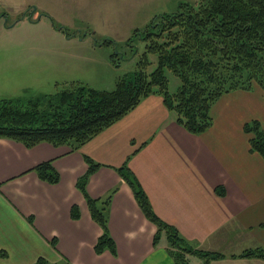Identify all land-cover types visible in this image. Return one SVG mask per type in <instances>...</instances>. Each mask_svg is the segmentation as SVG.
Wrapping results in <instances>:
<instances>
[{"label":"crops","instance_id":"1","mask_svg":"<svg viewBox=\"0 0 264 264\" xmlns=\"http://www.w3.org/2000/svg\"><path fill=\"white\" fill-rule=\"evenodd\" d=\"M68 2L78 0H59ZM209 112V127L191 133L152 93L77 149L0 137V264H32L40 256L53 264H175L163 232L153 243L156 225L117 172L123 164L159 218L191 246L223 254L210 264H264L239 256L264 249V158L249 150L250 134L243 130L251 120L264 130V91L256 85L230 90ZM85 156L99 164L88 176L87 194L101 198L113 191L107 227L114 253L94 249L102 229L76 187L87 169ZM46 160L58 173L56 182L33 168ZM187 257L202 264L198 256Z\"/></svg>","mask_w":264,"mask_h":264},{"label":"trees","instance_id":"2","mask_svg":"<svg viewBox=\"0 0 264 264\" xmlns=\"http://www.w3.org/2000/svg\"><path fill=\"white\" fill-rule=\"evenodd\" d=\"M179 6L178 10L160 13L143 28L132 31L126 43L133 46V41L141 38L144 50L134 70L117 77L112 89L71 82L53 93L0 98V137L26 146L46 141L77 149L152 93L162 96L177 123L191 133H201L211 124V105L223 93L255 85L264 91V0H198L196 5L182 2ZM150 53L156 54V65L151 70ZM165 69L180 79L175 93L167 91ZM243 130L250 134L249 150L264 158V130L259 122L251 120ZM85 161L86 172L78 177L76 187L86 199L91 218L102 229L94 249L97 253L104 249L114 253L107 227V208L113 191L101 198L87 194L88 176L99 164L86 156ZM33 168L43 180H58L50 160ZM116 170L130 185L145 217L156 225L153 243L162 232L165 234L167 251L175 264H190L189 255L202 258V264H210L223 255L193 248L154 212L126 164ZM71 214L78 216L76 206H72ZM239 256L264 259V249H245ZM32 264L53 263L40 256Z\"/></svg>","mask_w":264,"mask_h":264},{"label":"rangeland","instance_id":"3","mask_svg":"<svg viewBox=\"0 0 264 264\" xmlns=\"http://www.w3.org/2000/svg\"><path fill=\"white\" fill-rule=\"evenodd\" d=\"M197 1L78 0L64 5L59 0H0V98L53 93L71 82L110 90L117 77L134 70L144 50L141 38L133 46L126 43L132 31L160 13L178 10L182 2ZM87 15L89 21L82 19ZM148 58L151 70L156 54ZM164 73L167 91L175 93L179 77L169 69Z\"/></svg>","mask_w":264,"mask_h":264}]
</instances>
